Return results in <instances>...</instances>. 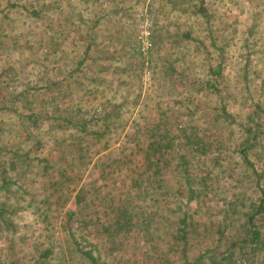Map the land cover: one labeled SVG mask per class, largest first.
I'll use <instances>...</instances> for the list:
<instances>
[{
	"label": "rangeland",
	"instance_id": "obj_1",
	"mask_svg": "<svg viewBox=\"0 0 264 264\" xmlns=\"http://www.w3.org/2000/svg\"><path fill=\"white\" fill-rule=\"evenodd\" d=\"M256 107L264 0H0V264H264Z\"/></svg>",
	"mask_w": 264,
	"mask_h": 264
},
{
	"label": "trees",
	"instance_id": "obj_2",
	"mask_svg": "<svg viewBox=\"0 0 264 264\" xmlns=\"http://www.w3.org/2000/svg\"><path fill=\"white\" fill-rule=\"evenodd\" d=\"M31 13L37 15V11L35 9H34V11H31ZM220 72L221 71L219 69L216 73L220 74ZM248 121L251 124L252 128H254V129H255V127L257 130H262L264 128L263 125L259 124V108L258 107L254 108L252 111H250ZM28 136H30L29 139L33 138V136L31 137V135H28ZM29 139H27L26 141H29ZM148 178H149V176H148ZM1 186H0V189L3 188ZM258 213H264L263 200L260 201L259 205L254 209L253 214L248 217V220L246 222V231L248 233V237H246V241H245L246 247H251L250 250H253V251H255L257 249H261L262 247H264V241H263L264 237L262 236L260 230L255 226V222L253 220L254 216ZM182 224H183V222L179 226L183 227ZM182 227H178V231H180ZM84 255L88 259L90 264H98L97 259L90 252H84ZM246 259L250 260V258H248V257ZM200 263L201 262L199 259H194V261L192 263H188V264H200Z\"/></svg>",
	"mask_w": 264,
	"mask_h": 264
}]
</instances>
